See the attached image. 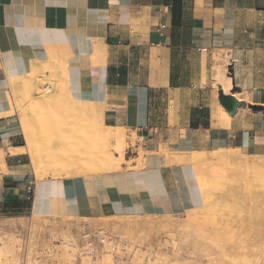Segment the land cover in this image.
<instances>
[{"label":"crops","instance_id":"0c3cea01","mask_svg":"<svg viewBox=\"0 0 264 264\" xmlns=\"http://www.w3.org/2000/svg\"><path fill=\"white\" fill-rule=\"evenodd\" d=\"M41 61L63 63L70 96L97 104L137 146L264 154V0H0V214L142 217L203 205L194 164L154 153L141 167L128 155L132 167L45 177L28 201L35 169L6 79ZM220 90L240 102L233 112Z\"/></svg>","mask_w":264,"mask_h":264},{"label":"rangeland","instance_id":"374dc122","mask_svg":"<svg viewBox=\"0 0 264 264\" xmlns=\"http://www.w3.org/2000/svg\"><path fill=\"white\" fill-rule=\"evenodd\" d=\"M56 64L59 65L47 61L37 64L38 67L35 65L36 72L32 69L27 77L15 78L16 90L9 79L12 113L19 114L22 127L33 135L39 163L38 171L35 170L37 182L48 176L83 172L81 167L86 163L85 158H89L87 153L93 150L95 157L91 156V160L99 159L98 148L107 141L106 133L123 131L126 134L124 158L121 160L120 152L115 150L116 143L111 142L109 149L118 164H108L109 170L119 169L124 163L132 167V161L125 159L128 155H138L137 167L143 166L152 153L164 154L178 163L190 161L197 176L204 175L198 178L203 205L179 215L142 217L0 214L12 217L0 219V264H264V167L252 168L250 164L244 167L240 162L264 159V154L250 155L240 150L238 156L224 161L215 157V153L230 149H210L193 151L179 159L170 152L168 144L162 145L158 153L147 149L143 142L137 146V135L126 127L118 130L105 122L102 108L97 104L78 102L80 113L71 112L65 106L71 98L62 86L63 72L51 70ZM73 147L82 150L84 155L79 162L73 159L75 165L66 160ZM0 151L6 156L3 147ZM195 152H200L201 157ZM88 161L90 164V158ZM94 165L92 169L100 172L102 166ZM0 168L3 169L1 164ZM205 175L210 176H206L203 184ZM99 228L104 230L106 240L88 244L84 234Z\"/></svg>","mask_w":264,"mask_h":264},{"label":"bare ground","instance_id":"6f19581e","mask_svg":"<svg viewBox=\"0 0 264 264\" xmlns=\"http://www.w3.org/2000/svg\"><path fill=\"white\" fill-rule=\"evenodd\" d=\"M86 1V0H85ZM44 2V1H43ZM28 3V2H27ZM85 3V2H84ZM97 2H95V4H96ZM84 6V5H83ZM95 7H96V5H95ZM45 8H47V6L45 7ZM63 9V8H62ZM52 12V11H51ZM54 12V11H53ZM50 14V11L48 12V15ZM52 15V14H51ZM53 16V15H52ZM51 16V17H52ZM54 17V16H53ZM47 18V17H46ZM49 18V17H48ZM46 20V19H45ZM48 20V19H47ZM49 22V21H48ZM53 22V21H52ZM47 23V22H46ZM47 24H49V23H47ZM50 25V24H49ZM57 25V24H56ZM55 26V25H54ZM56 27V26H55ZM73 36V35H72ZM49 42V41H48ZM63 44V43H62ZM61 44V45H62ZM68 45H69V43H68ZM67 45V46H68ZM57 47H58V45H57ZM64 47V46H63ZM65 48V47H64ZM67 48V47H66ZM46 51V50H45ZM62 56V55H61ZM42 61H44V60H42ZM41 61V62H42ZM46 61V60H45ZM53 62V61H52ZM55 62H57V61H55ZM60 62V61H59ZM38 63V62H37ZM48 64V63H47ZM46 64V65H47ZM54 64V63H53ZM52 64V65H53ZM34 64H32V66H33ZM41 65V64H40ZM45 65V64H44ZM48 66V65H47ZM36 67H38V65L36 66ZM46 67V66H45ZM44 68V67H43ZM47 68V67H46ZM44 70V69H43ZM51 70L53 71V72H58V71H61V72H64L65 71V65L64 64H62V63H59V65H54L53 67H51ZM37 71V68H33V73L34 72H36ZM41 72H43L42 70H41ZM43 73H45V71L43 72ZM65 73H66V71H65ZM46 74V73H45ZM61 75V74H60ZM67 75V74H66ZM34 76V75H33ZM14 77V76H13ZM11 78L10 80H11V86H12V88L13 89H15V86H16V82H17V80L15 79V78ZM36 77H37V75H36ZM57 77V76H56ZM223 77V76H222ZM35 78V77H34ZM65 78V77H64ZM224 79H225V77H224ZM224 79L223 78H221V80L219 81V84H221L222 85V87L224 88L225 87V83H226V81H224ZM6 81H9V80H7L6 79ZM7 83V82H6ZM9 84V83H8ZM7 84V85H8ZM30 84V83H29ZM61 86V85H60ZM62 86H64V89L66 90V93H68V91H67V85L65 86L64 85V81H63V83H62ZM62 86L60 87V91L63 89L62 88ZM38 87V86H37ZM9 88H11V87H9ZM26 88H28L27 86H26ZM229 88H231V83H229ZM9 90V89H8ZM16 90V89H15ZM55 90H57L56 88H55ZM58 91V90H57ZM59 91V92H60ZM4 92V91H3ZM15 92V91H14ZM1 93V92H0ZM2 94V93H1ZM9 94H11V93H9ZM50 94H51V92H50ZM6 95V94H5ZM67 95V94H66ZM12 96V95H11ZM14 96V95H13ZM2 97V96H1ZM13 98H16V96L15 97H13ZM69 98H71L70 99V103L68 104V105H65V106H67L68 108H69V110H71V112H76V111H78L79 112V103L78 102H80V103H82L83 101H76V100H74L71 96H69ZM13 100V99H12ZM17 101V100H16ZM14 103V102H13ZM89 103H92V102H89ZM88 103V104H89ZM77 104V107L75 106ZM93 104V103H92ZM44 105V104H43ZM21 106V105H20ZM11 109H12V106H11ZM15 109V108H14ZM16 110V109H15ZM19 111V110H18ZM71 112H69V113H71ZM14 113V112H13ZM80 113V112H79ZM92 113V112H91ZM84 115H86V113L84 114ZM19 116V115H18ZM87 116V115H86ZM90 116V115H89ZM101 125H105V123L102 121V124ZM106 128V127H105ZM115 128H117L118 129V127L116 126ZM22 130H23V133H24V136H25V138H26V141H27V150L29 151V153L31 154V157H32V166L34 167V169L35 170H37V167L39 166V163H38V160L36 159V157H35V151H34V143H33V140H32V133H31V131L30 130H27L25 127H22ZM119 130V129H118ZM115 131H116V129H115ZM104 138L107 140L106 142H105V144H102V146H100L99 145V147L100 148H98V149H100V155H99V159L97 160H91V159H93V157L91 158V156H94V153L92 152V151H90V153H87L86 154V156H89V158H90V161H91V163L89 164L88 162V160H89V158H85V164H84V166H83V168L81 167V169L83 170V172H79V174H77V175H81V174H90V173H93V172H96V170H93L92 168H93V165L94 164H100V166H102V169H101V171L102 172H105V171H108L109 169L107 168V165L108 164H110V165H112V166H116V164H118L117 163V161L115 160V159H113V154H112V152H111V149H109V146H110V144H111V142H115L116 143V146H115V150L119 153L120 152V158H121V160H123V158H124V146H125V142H126V134L123 132V131H119V132H110V131H108L107 133H106V136H104ZM114 145V144H113ZM20 149V148H19ZM85 149V148H84ZM94 149H96L95 147H94ZM98 149H97V152H98ZM25 149L24 148H22V151H24ZM113 150V149H112ZM63 151V150H62ZM61 151V153L62 154H64L65 152L63 151L62 152ZM85 151V150H84ZM87 151V150H86ZM95 151V150H94ZM114 151V150H113ZM59 152V151H58ZM96 152V151H95ZM98 152V153H99ZM13 153V152H12ZM195 153H198V155H200L199 157H201V153L200 152H195ZM203 153V152H202ZM66 154H67V152H66ZM216 154V156L215 157H217V158H219V159H221V160H224V161H229V160H231L232 158H234L236 155L238 156V154H239V152L238 151H235V150H233V149H230L229 151H227V152H225V153H215ZM248 155V154H247ZM194 156V155H193ZM95 157V156H94ZM182 157V156H181ZM184 157V156H183ZM84 158V155H82V150H78L77 148H74L73 147V150L69 153L68 152V158L66 159V160H68L69 162H73V159H78L77 161L79 162L80 161V159H83ZM197 158V157H196ZM176 159H177V157H176ZM179 159H180V157H179ZM178 159V160H179ZM187 160V159H186ZM190 160H192V159H190ZM202 160V159H201ZM185 161V160H184ZM235 161V160H234ZM124 162V161H123ZM181 162V161H180ZM191 162H193V161H191ZM202 162V161H201ZM233 162V161H232ZM241 162V166H244L245 164L249 167V164H250V166L252 165V168L253 167H264V159L262 158V159H258V160H252V161H249L248 159H243L242 161H240ZM182 163V162H181ZM189 163H190V161H189ZM197 163V162H196ZM200 162L198 161V164H199ZM220 163V162H219ZM218 163V164H219ZM236 163V162H235ZM240 164V163H239ZM72 165H75L74 163H72ZM95 166V165H94ZM199 166V165H198ZM215 166V165H214ZM239 166V165H238ZM245 167V166H244ZM202 168V167H201ZM218 168H220V167H218ZM238 168V167H237ZM240 168V167H239ZM251 168V167H250ZM80 169V168H79ZM216 169V168H215ZM38 171V170H37ZM36 171V172H37ZM100 171V172H101ZM203 172H204V169H203ZM203 172H201V174H204ZM224 172V171H223ZM97 173V172H96ZM74 174V173H73ZM200 174V175H201ZM221 174V173H220ZM259 174V173H258ZM257 174V176L259 177V175ZM199 176V175H198ZM204 175H202L201 177H198V178H200V179H202V177H203ZM206 176H210V175H205V178H204V180H203V184H204V182H206ZM257 176H255V177H257ZM39 177L41 178V175H39ZM208 179H210V178H207V180ZM259 179V178H258ZM199 180V179H198ZM222 180H223V177H222ZM253 180V179H252ZM198 182H201V180L200 181H198ZM210 182V181H209ZM219 182H220V179H219ZM202 184V183H201ZM202 184V185H203ZM206 185H204L205 187L206 186H208L207 185V183H205ZM225 184V183H224ZM201 187V186H200ZM207 188V187H206ZM204 189V188H203ZM211 188H209V190H210ZM208 190V189H207ZM206 190V191H207ZM205 194H207L206 192H204ZM210 193L212 194V191H210ZM202 194H203V191H202ZM210 194H208L207 196H209ZM205 198H206V195L204 196ZM210 198H212V196L210 197ZM213 199V198H212ZM212 199H210V200H212ZM263 236V235H262Z\"/></svg>","mask_w":264,"mask_h":264},{"label":"built area","instance_id":"2783aa9c","mask_svg":"<svg viewBox=\"0 0 264 264\" xmlns=\"http://www.w3.org/2000/svg\"><path fill=\"white\" fill-rule=\"evenodd\" d=\"M36 196V180H30L26 186V199L33 202ZM88 244L99 241L103 243L106 240V234L102 228L96 231H88L84 234Z\"/></svg>","mask_w":264,"mask_h":264},{"label":"water","instance_id":"95a60500","mask_svg":"<svg viewBox=\"0 0 264 264\" xmlns=\"http://www.w3.org/2000/svg\"><path fill=\"white\" fill-rule=\"evenodd\" d=\"M219 97L222 104L231 112L235 110V108L240 104L233 96L223 94V91L220 90Z\"/></svg>","mask_w":264,"mask_h":264},{"label":"trees","instance_id":"16d2710c","mask_svg":"<svg viewBox=\"0 0 264 264\" xmlns=\"http://www.w3.org/2000/svg\"><path fill=\"white\" fill-rule=\"evenodd\" d=\"M1 212H5L7 214H12V213H19L17 210H10V212L6 211V210H2Z\"/></svg>","mask_w":264,"mask_h":264}]
</instances>
